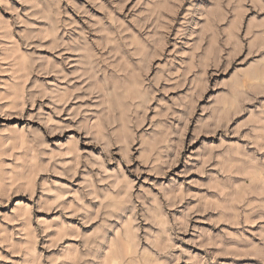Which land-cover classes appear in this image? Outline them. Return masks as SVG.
<instances>
[{"label":"rangeland","instance_id":"374dc122","mask_svg":"<svg viewBox=\"0 0 264 264\" xmlns=\"http://www.w3.org/2000/svg\"><path fill=\"white\" fill-rule=\"evenodd\" d=\"M0 264H264V0H0Z\"/></svg>","mask_w":264,"mask_h":264}]
</instances>
